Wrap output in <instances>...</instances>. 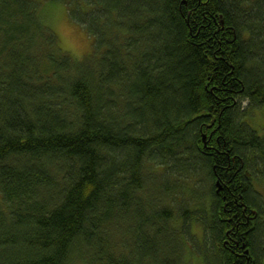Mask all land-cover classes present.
<instances>
[{"label": "trees", "instance_id": "obj_1", "mask_svg": "<svg viewBox=\"0 0 264 264\" xmlns=\"http://www.w3.org/2000/svg\"><path fill=\"white\" fill-rule=\"evenodd\" d=\"M46 1L91 49H62L43 0H0V264H190L180 219L204 232L202 264H233L211 185L223 176L256 212L246 264L263 263L264 211L243 172L264 177V132L247 119L264 106V0ZM150 162L206 174L210 214L155 208Z\"/></svg>", "mask_w": 264, "mask_h": 264}, {"label": "rangeland", "instance_id": "obj_2", "mask_svg": "<svg viewBox=\"0 0 264 264\" xmlns=\"http://www.w3.org/2000/svg\"><path fill=\"white\" fill-rule=\"evenodd\" d=\"M40 12L44 20L55 32L58 43L63 50L68 51L76 59H81L82 55L90 51L91 38L77 22L68 17L67 8L64 3L43 0L40 4ZM77 52L81 53L79 57L76 55ZM247 119L258 133L264 132V106L257 108ZM142 169L148 174V181L145 184L146 191L144 190L143 196L146 200L153 198L155 208L164 207L173 216L178 217L179 214H186L187 217L190 213L197 212V208H203L206 213L208 212V215L210 214L207 208L210 204V200L208 199V193L211 189L210 180H208L206 174L202 173V171H199V178L192 182L191 178L184 179L179 174L174 173L169 168V165L165 163H145ZM258 183L264 193V177H260ZM163 185L168 186L170 190L164 192L162 190ZM157 191L159 192V196L155 200ZM194 191L200 194L199 199L192 197ZM262 199L264 201L263 194ZM175 226L176 229H181L180 234L183 235L181 237L179 235L176 236V240L180 244L178 246L179 258H184L190 264H202L197 253L198 247L202 248L203 240L205 239L201 227L194 222L191 224L186 223L183 219H180L179 223L177 222ZM202 249L207 250L206 245ZM173 256L177 258L175 252ZM75 264L81 263L76 262Z\"/></svg>", "mask_w": 264, "mask_h": 264}, {"label": "flooded vegetation", "instance_id": "obj_3", "mask_svg": "<svg viewBox=\"0 0 264 264\" xmlns=\"http://www.w3.org/2000/svg\"><path fill=\"white\" fill-rule=\"evenodd\" d=\"M243 176L248 181L251 191H253L258 197L261 211H264V201L262 199V194L264 195V193L259 187V179H256L246 169H244ZM220 178H222L221 180L218 179L220 189L216 193H223L221 194L223 203L221 204V209L218 210L217 215L220 221L227 224V227L224 229V239L222 240V244L224 246H229L234 250L236 256L233 264H246V261L249 260L248 258L251 255V251L246 243L250 227L248 228L246 225L249 220L248 215L254 214V216H256V212L250 207L248 214L246 213V205L243 203V200H241L242 195L240 191L237 190L239 185H236L234 178H227L226 176ZM214 184L215 182L211 185L215 188L216 185ZM214 190L216 191V188ZM209 200L210 204L208 206L211 210L213 200L211 194ZM249 264H254V261H249ZM261 264H264V261Z\"/></svg>", "mask_w": 264, "mask_h": 264}, {"label": "water", "instance_id": "obj_4", "mask_svg": "<svg viewBox=\"0 0 264 264\" xmlns=\"http://www.w3.org/2000/svg\"><path fill=\"white\" fill-rule=\"evenodd\" d=\"M202 139H203V141H204V143H205V134H203L202 135ZM216 192H218L219 191V189H220V186H219V182H218V180L216 181Z\"/></svg>", "mask_w": 264, "mask_h": 264}, {"label": "clouds", "instance_id": "obj_5", "mask_svg": "<svg viewBox=\"0 0 264 264\" xmlns=\"http://www.w3.org/2000/svg\"><path fill=\"white\" fill-rule=\"evenodd\" d=\"M76 55H77V57H79L81 55V53L80 52H77Z\"/></svg>", "mask_w": 264, "mask_h": 264}]
</instances>
